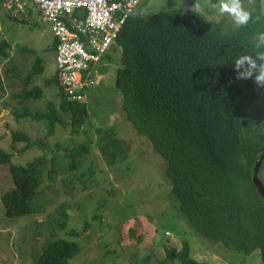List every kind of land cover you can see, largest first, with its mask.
Returning <instances> with one entry per match:
<instances>
[{
  "label": "trees",
  "instance_id": "1",
  "mask_svg": "<svg viewBox=\"0 0 264 264\" xmlns=\"http://www.w3.org/2000/svg\"><path fill=\"white\" fill-rule=\"evenodd\" d=\"M135 8L111 43L119 50L113 85L124 120L147 137L163 159L170 194L189 230L245 256L258 251L257 264H264V201L251 181L264 142L256 119L261 89L251 80H236L232 65L236 56L257 50L256 35L264 32L260 3L250 9L255 22L231 32H221L200 12L175 9L137 14ZM8 17L25 22L28 16ZM51 48H56L55 41ZM43 71L42 60L35 58L22 79L20 101L37 100L44 93L42 87L51 86L57 99L46 100L45 109L31 110L25 103L20 112L15 111V118L46 125V137L67 122L76 132L86 123V102L69 97L59 86L56 72L42 85L34 83ZM65 113L69 121L63 120ZM11 136L23 142L18 153L44 145L21 131ZM86 151L84 144L67 149L66 170H77ZM51 159L50 163L40 155L15 164L0 148V164H6L11 178L0 196L5 217L32 214L41 190L40 172L49 165V182L58 174ZM56 225L60 231L65 228L64 221L56 220ZM79 252L75 240L58 238L31 264H69ZM165 257L179 264H210L191 258L187 242L179 249L166 248Z\"/></svg>",
  "mask_w": 264,
  "mask_h": 264
},
{
  "label": "rangeland",
  "instance_id": "2",
  "mask_svg": "<svg viewBox=\"0 0 264 264\" xmlns=\"http://www.w3.org/2000/svg\"><path fill=\"white\" fill-rule=\"evenodd\" d=\"M206 20L221 32L235 31L230 18L219 17L209 0H199ZM215 3L216 0H211ZM195 0H139L137 14L158 10H191ZM264 0H253L252 9ZM25 22L15 21L0 6V148L10 154L11 162L23 164L34 156L45 155L58 170L54 182L47 179V165L40 172V194L33 212L23 218L9 219L0 201V264H31L53 240H75L79 254L69 264H179L165 257L166 248L179 249L189 244L190 256L210 264H257L258 251L249 256L202 240L189 230L177 211L170 194L171 184L164 173L165 163L151 141L128 124L119 108V93L113 77L119 62V50L110 46L90 69L94 77L86 89L87 119L74 132L71 125H57L46 137V125L28 118H15L27 103L33 109H45L48 99H57L54 86L44 88L41 98L20 101L22 79L33 60L44 64L34 83L55 73V49L50 24L41 20L33 9ZM5 43V46L2 45ZM28 50L30 53L24 52ZM256 107L259 136L264 138V89ZM69 121L65 113L62 116ZM21 131L32 140H42L18 153L23 142L13 141L11 133ZM86 145L87 151L75 171L66 170V150ZM45 146V148H44ZM264 161V160H263ZM91 172H89V170ZM264 185V163L259 169ZM11 184L6 164H0V196ZM62 214L66 218H62ZM56 220L65 222L58 230ZM78 234L72 237L71 234ZM148 259L146 262L143 261Z\"/></svg>",
  "mask_w": 264,
  "mask_h": 264
},
{
  "label": "built area",
  "instance_id": "3",
  "mask_svg": "<svg viewBox=\"0 0 264 264\" xmlns=\"http://www.w3.org/2000/svg\"><path fill=\"white\" fill-rule=\"evenodd\" d=\"M139 0H2L11 17L29 16L33 9L50 24L56 42L55 72L69 97L82 99L92 85L90 70L111 46ZM83 10V15L81 12Z\"/></svg>",
  "mask_w": 264,
  "mask_h": 264
},
{
  "label": "clouds",
  "instance_id": "4",
  "mask_svg": "<svg viewBox=\"0 0 264 264\" xmlns=\"http://www.w3.org/2000/svg\"><path fill=\"white\" fill-rule=\"evenodd\" d=\"M253 0H248L251 5ZM209 6L215 10L219 17H228L235 29L246 27L250 22H255L251 11L245 7L244 0H216ZM191 10L199 12L201 4L195 0ZM257 49L254 54H241L232 61L236 80H251L258 89H264V32L256 35Z\"/></svg>",
  "mask_w": 264,
  "mask_h": 264
},
{
  "label": "water",
  "instance_id": "5",
  "mask_svg": "<svg viewBox=\"0 0 264 264\" xmlns=\"http://www.w3.org/2000/svg\"><path fill=\"white\" fill-rule=\"evenodd\" d=\"M82 15H83V10L81 12V16ZM263 160H264V142L259 150L257 158L255 159L254 165L252 167V172H251V181L256 187L258 194L262 197L264 201V185L258 176V172H259V169L261 167Z\"/></svg>",
  "mask_w": 264,
  "mask_h": 264
},
{
  "label": "crops",
  "instance_id": "6",
  "mask_svg": "<svg viewBox=\"0 0 264 264\" xmlns=\"http://www.w3.org/2000/svg\"><path fill=\"white\" fill-rule=\"evenodd\" d=\"M30 16L32 17V13L30 14ZM53 43H54V39L52 40L51 45H53Z\"/></svg>",
  "mask_w": 264,
  "mask_h": 264
}]
</instances>
